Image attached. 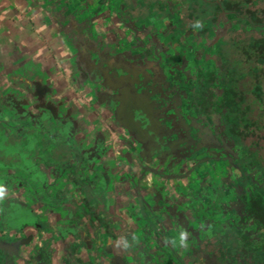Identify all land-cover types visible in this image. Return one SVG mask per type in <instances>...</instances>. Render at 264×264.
I'll return each instance as SVG.
<instances>
[{
	"label": "flooded vegetation",
	"instance_id": "flooded-vegetation-1",
	"mask_svg": "<svg viewBox=\"0 0 264 264\" xmlns=\"http://www.w3.org/2000/svg\"><path fill=\"white\" fill-rule=\"evenodd\" d=\"M115 3L113 34L91 43L87 69L72 72L91 98L86 112L92 101L109 114V136L122 148L121 160L109 168L125 181L138 178L134 189L146 194L162 223L199 218L214 227L215 264H264V0ZM40 101H13L7 112H62L59 103ZM53 117L0 120L14 121L18 135L39 129L31 132L45 157L55 151L60 128L63 140L72 141L68 120ZM109 154L103 145L100 155L108 161ZM148 175L153 186L144 182ZM23 204L13 199L6 213L24 210ZM7 223L0 228L8 242L0 243V264H53V252L34 243V234L29 244L11 243L32 233L11 236Z\"/></svg>",
	"mask_w": 264,
	"mask_h": 264
},
{
	"label": "crops",
	"instance_id": "crops-1",
	"mask_svg": "<svg viewBox=\"0 0 264 264\" xmlns=\"http://www.w3.org/2000/svg\"><path fill=\"white\" fill-rule=\"evenodd\" d=\"M115 2L0 0L1 104L9 109L13 101L25 106L23 100L40 98L41 103H59L62 111L3 112L0 107V117L61 116L68 120L72 138L63 140L60 128L51 144L54 152H45L44 157L36 149L22 170L0 166L5 193L0 197V228L5 227L8 202L18 199L40 224L19 234L32 233L34 243L49 246L53 264H74L78 258L81 264H215L219 242L214 227L204 226L199 218H186L176 226L158 220L146 194L134 189L138 178L125 181L123 173L109 168L121 160L122 148L115 135L109 136L108 112L89 100L91 112L85 110L84 103L91 98L72 72L77 67L87 69L91 43L113 34L111 28L115 30L119 17ZM27 72L32 76L14 78ZM13 122L0 120L3 148L18 133ZM103 145L110 152L108 161L100 155ZM144 182L155 184L150 175ZM171 194L180 199L176 192ZM187 212L195 214L191 209ZM25 249L31 250V245Z\"/></svg>",
	"mask_w": 264,
	"mask_h": 264
},
{
	"label": "water",
	"instance_id": "water-1",
	"mask_svg": "<svg viewBox=\"0 0 264 264\" xmlns=\"http://www.w3.org/2000/svg\"><path fill=\"white\" fill-rule=\"evenodd\" d=\"M31 115L23 117L22 119H27L28 123L32 122ZM55 118V117H53ZM42 120L50 121L52 119L50 116L46 117H40ZM39 119V120H40ZM27 123V124H28ZM46 128V127H45ZM29 131H26V134H16L15 138L12 142H9L8 144H4L3 146H0V152L1 155L4 153L7 158H9L8 163L1 164L0 166L9 168V169H18L22 170V168L25 166L26 160L30 159L29 155L33 153L36 149H40L39 145V136L38 133H32L31 129L28 128ZM47 129H43V132H41V135L43 138L40 137L41 141L44 139V136L47 135ZM31 132V133H30ZM33 138V139H32ZM74 156V154H73ZM142 201L144 204L147 205L148 200L145 198H142ZM169 200H166L165 202L168 203ZM6 219H7V228L5 229L7 233H10L11 236L17 237L16 235L18 232L23 231L28 226H35L37 225L35 222L36 217L34 214L27 210H18V209H9V213H6ZM33 239V234H30L25 239H21L19 241H11V243H17V245H24L29 244L30 241ZM4 240L0 239V243H5L8 245V242H3ZM0 248H5L3 245L0 244ZM3 256V255H2Z\"/></svg>",
	"mask_w": 264,
	"mask_h": 264
},
{
	"label": "rangeland",
	"instance_id": "rangeland-1",
	"mask_svg": "<svg viewBox=\"0 0 264 264\" xmlns=\"http://www.w3.org/2000/svg\"><path fill=\"white\" fill-rule=\"evenodd\" d=\"M194 3L197 2V0H192ZM46 0H42V3H45ZM14 41V40H13ZM17 76H15L14 78L18 79L19 78H23V77H31L29 76L28 72L23 74V73H19V74H16ZM72 76V75H71ZM18 81V80H17ZM0 107H2V109L4 110L3 112H7L8 109H5V107L1 104L0 102ZM28 108H33L32 105L28 106ZM9 162V158L6 157V155L4 153H2L1 155V152H0V163L1 164H4V163H8Z\"/></svg>",
	"mask_w": 264,
	"mask_h": 264
},
{
	"label": "clouds",
	"instance_id": "clouds-1",
	"mask_svg": "<svg viewBox=\"0 0 264 264\" xmlns=\"http://www.w3.org/2000/svg\"><path fill=\"white\" fill-rule=\"evenodd\" d=\"M4 189L2 186H0V197H3L4 196ZM186 239V233L185 234H182L181 235V242L183 243Z\"/></svg>",
	"mask_w": 264,
	"mask_h": 264
}]
</instances>
